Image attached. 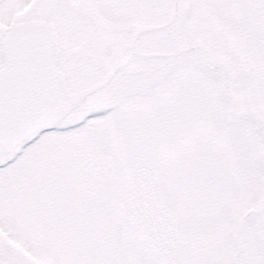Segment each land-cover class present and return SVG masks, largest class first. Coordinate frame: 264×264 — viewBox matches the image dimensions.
<instances>
[{
  "label": "snow or ice",
  "instance_id": "snow-or-ice-1",
  "mask_svg": "<svg viewBox=\"0 0 264 264\" xmlns=\"http://www.w3.org/2000/svg\"><path fill=\"white\" fill-rule=\"evenodd\" d=\"M0 264H264V0H0Z\"/></svg>",
  "mask_w": 264,
  "mask_h": 264
}]
</instances>
